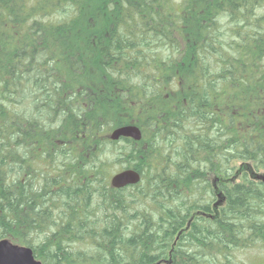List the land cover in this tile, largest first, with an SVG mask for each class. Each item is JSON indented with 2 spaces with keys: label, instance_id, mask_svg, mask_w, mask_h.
<instances>
[{
  "label": "trees",
  "instance_id": "trees-1",
  "mask_svg": "<svg viewBox=\"0 0 264 264\" xmlns=\"http://www.w3.org/2000/svg\"><path fill=\"white\" fill-rule=\"evenodd\" d=\"M125 125L140 141L109 139ZM251 170L264 0H0V240L43 264H264L235 260L264 253Z\"/></svg>",
  "mask_w": 264,
  "mask_h": 264
},
{
  "label": "water",
  "instance_id": "water-1",
  "mask_svg": "<svg viewBox=\"0 0 264 264\" xmlns=\"http://www.w3.org/2000/svg\"><path fill=\"white\" fill-rule=\"evenodd\" d=\"M142 137L140 129L135 125H125L114 129L109 134L111 141H118L121 138H129L140 141ZM264 179V176L260 177ZM140 175L132 170L125 169L110 178V186L113 189H121L127 186L138 184ZM0 264H43L35 259L31 248L13 244L7 239L0 240Z\"/></svg>",
  "mask_w": 264,
  "mask_h": 264
},
{
  "label": "rangeland",
  "instance_id": "rangeland-1",
  "mask_svg": "<svg viewBox=\"0 0 264 264\" xmlns=\"http://www.w3.org/2000/svg\"><path fill=\"white\" fill-rule=\"evenodd\" d=\"M260 12H262V10ZM248 175L254 177V176H257V175H262V172L261 171H253V170H251L248 173ZM107 177H108V179L110 178L109 176H107ZM251 249H252V251H250L249 253H237L236 256H235V260L238 261L239 259H242V260L243 259H248L249 257L259 253L260 256H254V257H256L257 259L261 258L263 260V263H264V253L260 250V248L255 246V247H251ZM254 257H252L251 259H253Z\"/></svg>",
  "mask_w": 264,
  "mask_h": 264
},
{
  "label": "flooded vegetation",
  "instance_id": "flooded-vegetation-1",
  "mask_svg": "<svg viewBox=\"0 0 264 264\" xmlns=\"http://www.w3.org/2000/svg\"><path fill=\"white\" fill-rule=\"evenodd\" d=\"M256 177V176H255ZM257 179H259L258 177H257ZM263 181V180H262Z\"/></svg>",
  "mask_w": 264,
  "mask_h": 264
},
{
  "label": "bare ground",
  "instance_id": "bare-ground-1",
  "mask_svg": "<svg viewBox=\"0 0 264 264\" xmlns=\"http://www.w3.org/2000/svg\"><path fill=\"white\" fill-rule=\"evenodd\" d=\"M149 79V78H148ZM251 133V132H250ZM230 262H232V261H230Z\"/></svg>",
  "mask_w": 264,
  "mask_h": 264
}]
</instances>
